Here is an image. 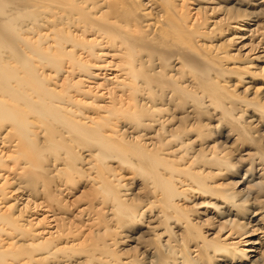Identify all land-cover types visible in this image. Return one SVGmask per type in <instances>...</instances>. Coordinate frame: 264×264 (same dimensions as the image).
<instances>
[{"label": "bare ground", "instance_id": "bare-ground-1", "mask_svg": "<svg viewBox=\"0 0 264 264\" xmlns=\"http://www.w3.org/2000/svg\"><path fill=\"white\" fill-rule=\"evenodd\" d=\"M0 264H264V0H0Z\"/></svg>", "mask_w": 264, "mask_h": 264}]
</instances>
